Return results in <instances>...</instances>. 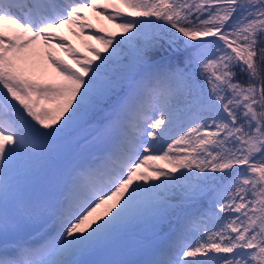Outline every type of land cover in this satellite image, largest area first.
Returning <instances> with one entry per match:
<instances>
[{"label": "snow or ice", "instance_id": "obj_1", "mask_svg": "<svg viewBox=\"0 0 264 264\" xmlns=\"http://www.w3.org/2000/svg\"><path fill=\"white\" fill-rule=\"evenodd\" d=\"M0 264H264V0H0Z\"/></svg>", "mask_w": 264, "mask_h": 264}, {"label": "rangeland", "instance_id": "obj_2", "mask_svg": "<svg viewBox=\"0 0 264 264\" xmlns=\"http://www.w3.org/2000/svg\"><path fill=\"white\" fill-rule=\"evenodd\" d=\"M87 15H88L89 19L91 20V22L96 25L95 29H86L85 30L86 34L84 33L83 37L72 35L71 31H69L67 28L61 30V34L67 36L68 40L71 41V43L77 48V50L79 51L81 56L92 57V53L89 51L87 45L91 44V45L98 47V48H101V49H102V45L98 41L91 39L90 38L91 34H93L94 32H98V30L101 27H105L106 29L110 30L111 32H114L118 38L121 35H123V33H121L120 30L117 29L115 27V25L113 23H111L110 21H108L105 17H100V20H102V23H100L97 21V14L96 13L88 12ZM103 34L107 35L108 33L105 32ZM84 42H86V43H84ZM109 51H111V49H109ZM54 54L59 59L66 60V61H68V63L74 64V61L72 60V58L69 57L62 50L54 49ZM105 54H107V53H105ZM92 58H94V57H92ZM97 63H99V61H97ZM58 79H56L57 81L52 80L49 83L59 82L60 79L62 80V77H59ZM42 82H45V81H42ZM85 136H87L88 139L92 140V137L89 135V130H81L78 134H76V139L79 140V144H77L75 142L72 143L74 146H76V151L73 152V150H71V147H72L71 145L68 146L67 148H62L61 149V155L57 158V163L59 164L60 159L64 158L63 152H65V151H68L70 154L74 153V156H75L74 160L87 158V155L83 154L82 151L85 149L86 146H88V145L90 146L93 144L89 143L88 145L84 146L81 142L88 140V139H86V140L82 139V137H85ZM61 143L65 144L66 142H61ZM17 172H18V174L17 173L13 174L14 183L17 180L21 181L20 183H15L17 192H22V190L28 191V192H30V191H42V192L43 191H50V185L53 184V182H54L52 170L49 169L48 171H45L40 167L39 164H38V169H37L36 173H29V175H24L23 171H20V168L17 169ZM32 184H35V185L33 187H29ZM27 187H29V188H27Z\"/></svg>", "mask_w": 264, "mask_h": 264}, {"label": "bare ground", "instance_id": "obj_3", "mask_svg": "<svg viewBox=\"0 0 264 264\" xmlns=\"http://www.w3.org/2000/svg\"><path fill=\"white\" fill-rule=\"evenodd\" d=\"M86 34V33H85ZM88 35V34H87ZM86 35V36H87ZM83 37V36H82ZM89 37V36H88ZM83 41V40H82ZM86 43V42H84ZM40 65L42 69L46 70L45 75H41L40 73H37V75L34 78L41 79V81H52L59 78L56 69L52 66V64L47 60L46 56H43L40 60ZM59 80V79H58ZM61 80V79H60ZM57 81V80H56Z\"/></svg>", "mask_w": 264, "mask_h": 264}]
</instances>
